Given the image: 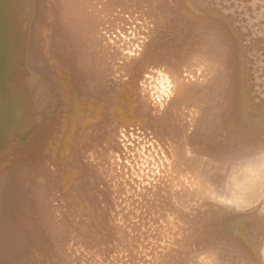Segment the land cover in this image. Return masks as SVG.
I'll list each match as a JSON object with an SVG mask.
<instances>
[{"label": "bare ground", "instance_id": "bare-ground-1", "mask_svg": "<svg viewBox=\"0 0 264 264\" xmlns=\"http://www.w3.org/2000/svg\"><path fill=\"white\" fill-rule=\"evenodd\" d=\"M262 145L264 0H0V264H264Z\"/></svg>", "mask_w": 264, "mask_h": 264}, {"label": "snow or ice", "instance_id": "snow-or-ice-1", "mask_svg": "<svg viewBox=\"0 0 264 264\" xmlns=\"http://www.w3.org/2000/svg\"><path fill=\"white\" fill-rule=\"evenodd\" d=\"M261 151L264 152V145L261 146ZM259 184L257 186L256 181H253L251 184L248 185L246 188L249 197L251 198L248 200V203H251V200H255L256 203L264 204V171H262L257 177ZM238 204L245 203L244 199H241L237 202Z\"/></svg>", "mask_w": 264, "mask_h": 264}]
</instances>
